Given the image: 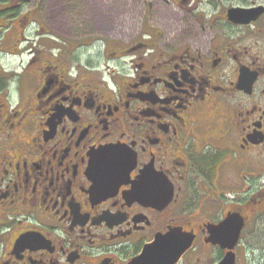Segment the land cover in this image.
I'll list each match as a JSON object with an SVG mask.
<instances>
[{
  "label": "flooded vegetation",
  "instance_id": "flooded-vegetation-1",
  "mask_svg": "<svg viewBox=\"0 0 264 264\" xmlns=\"http://www.w3.org/2000/svg\"><path fill=\"white\" fill-rule=\"evenodd\" d=\"M45 1L0 0V264H264V0L132 41Z\"/></svg>",
  "mask_w": 264,
  "mask_h": 264
},
{
  "label": "rangeland",
  "instance_id": "rangeland-1",
  "mask_svg": "<svg viewBox=\"0 0 264 264\" xmlns=\"http://www.w3.org/2000/svg\"><path fill=\"white\" fill-rule=\"evenodd\" d=\"M45 2L47 5L50 4V10L46 14L48 18L45 19H51V26L70 31L74 38L92 36L94 39L121 38L124 41H132L140 37L145 29H152L154 33L163 30L167 37H171L178 27L188 24L189 20L186 16L190 15L189 12L194 13L195 10V6L188 8L179 5L177 0H47ZM0 60L3 58L1 57Z\"/></svg>",
  "mask_w": 264,
  "mask_h": 264
},
{
  "label": "water",
  "instance_id": "water-1",
  "mask_svg": "<svg viewBox=\"0 0 264 264\" xmlns=\"http://www.w3.org/2000/svg\"><path fill=\"white\" fill-rule=\"evenodd\" d=\"M231 15H235L234 12H231ZM146 253H147V252H144V255L142 256V257H143V259H142L143 263H145L144 259H145V254H146ZM140 261H141V260H140ZM140 261H139V262H140ZM140 263H141V262H140Z\"/></svg>",
  "mask_w": 264,
  "mask_h": 264
}]
</instances>
